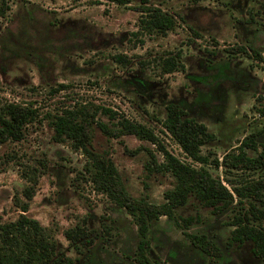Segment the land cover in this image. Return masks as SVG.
I'll return each instance as SVG.
<instances>
[{
    "label": "rangeland",
    "instance_id": "obj_1",
    "mask_svg": "<svg viewBox=\"0 0 264 264\" xmlns=\"http://www.w3.org/2000/svg\"><path fill=\"white\" fill-rule=\"evenodd\" d=\"M149 2L173 12L176 24L164 34L146 33L142 41L131 33L137 27L139 0H9L0 14V99L19 101L37 111L23 138L0 143V215L11 219L19 211L13 195L22 197L21 164L45 157L48 166L38 177L27 213L53 228L70 255L76 252L61 230L77 215L87 212L91 227L101 228L104 222L112 229L106 239H96L91 258L81 256L72 264H138L133 258L137 234L130 214L85 179L86 154L69 141L53 138L50 118L56 112L84 105L110 123L113 118L99 111V105L111 107L153 127L167 149L198 165L160 130L164 104L179 101L215 134L202 145L209 154L204 165L212 174L224 182L226 177L264 174V164L241 171L212 160L237 151L240 140L251 132L264 143V115L253 106L256 94L264 93V0ZM238 45L246 52L237 50ZM248 46L257 48L262 57ZM176 50L184 68L160 73L155 65L158 57ZM115 52L124 53L130 62L114 60ZM91 145L110 154L131 195L160 202L164 189L172 186L168 171L144 167L149 153L139 145L150 146L162 157L153 142L133 133L108 135L94 126ZM243 147L250 155L256 153ZM231 212L230 207L214 212L190 197L175 208L178 216L194 217L186 228L164 214L153 219L148 230L150 257L158 264H207L206 253L190 243L186 230L212 238L223 252L220 264H264V258L251 252L250 242L226 245Z\"/></svg>",
    "mask_w": 264,
    "mask_h": 264
},
{
    "label": "trees",
    "instance_id": "obj_2",
    "mask_svg": "<svg viewBox=\"0 0 264 264\" xmlns=\"http://www.w3.org/2000/svg\"><path fill=\"white\" fill-rule=\"evenodd\" d=\"M114 1L123 3L127 0ZM8 7L9 0H0V14H4ZM136 8L139 10L137 27L131 33L141 41V36L146 33L164 34L176 24L173 12L152 4L149 0H139ZM236 48L246 52L241 45ZM248 48L256 56L262 57L257 48ZM180 56L181 52L178 50L167 51L158 57L155 65L160 73L182 69L184 64ZM112 57L123 65H127L131 60L122 52L112 53ZM255 98L257 104L253 106L264 115V93H257ZM99 111L107 113L113 121L109 123L95 117V111H89L84 105L52 114V136L56 140L69 141L74 148L85 153L87 159L82 167L86 174L85 179L130 214L136 225L137 241L133 258L138 264H158V261L149 255L148 230L153 219L164 214L184 228L194 219L192 215L178 216L175 213V208L185 204L190 197L210 206L214 212L230 207L232 212L227 223L232 226L225 240L226 245L250 242L253 255L264 258V174L250 179L242 176L238 179L226 177V182L219 175L212 174L204 165L208 162L209 154L202 151V145L213 140L215 134L205 122L189 114L179 101L170 100L164 104L160 130L168 133L191 160L199 162L198 165L180 159L172 153L161 142L157 131L144 122L118 113L105 105H99ZM36 115L37 111L31 105L0 99V143L23 138L27 124L34 120ZM94 126H98L108 135L133 133L155 144L157 151L162 155L161 159L150 146L139 145L137 148H145L149 153V158L144 163L146 170L168 171L173 176L172 186L163 191L162 201H150L142 195L133 196L126 190L110 154L92 148L91 134ZM259 145L261 148L258 150ZM243 146L253 148L256 153L248 154ZM237 148V151L223 153L220 160L214 157V164L221 163L229 170L234 168L241 171L254 170L264 164V143L257 141L255 133L251 132L243 137ZM47 166L45 157H34L32 162H23L19 168L20 175L25 179L19 191L22 197L13 195V201L19 211L11 219H2L0 215V264H72L81 256L91 258L98 243L96 239H106L111 235L110 225L103 222L101 228H94L88 224L87 212L77 215L73 224L61 230L76 252L75 255H70L63 249L53 228L27 213L38 177L45 172ZM184 233L194 247L206 253L207 264L221 263L223 252L212 238L201 232L185 230Z\"/></svg>",
    "mask_w": 264,
    "mask_h": 264
}]
</instances>
